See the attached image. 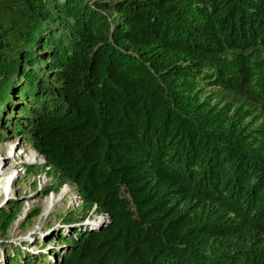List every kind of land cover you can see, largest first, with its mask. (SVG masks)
I'll list each match as a JSON object with an SVG mask.
<instances>
[{
	"label": "trees",
	"instance_id": "16d2710c",
	"mask_svg": "<svg viewBox=\"0 0 264 264\" xmlns=\"http://www.w3.org/2000/svg\"><path fill=\"white\" fill-rule=\"evenodd\" d=\"M1 128L107 218L2 264H264V0H0Z\"/></svg>",
	"mask_w": 264,
	"mask_h": 264
},
{
	"label": "rangeland",
	"instance_id": "374dc122",
	"mask_svg": "<svg viewBox=\"0 0 264 264\" xmlns=\"http://www.w3.org/2000/svg\"><path fill=\"white\" fill-rule=\"evenodd\" d=\"M17 109L12 120L18 123ZM0 131V172L4 177L14 173L0 193V208L17 216L6 235L0 236V248L1 242H5L8 247L22 244L31 249L40 245L43 251L59 250L58 239L64 235L58 236V233L80 224L94 226L104 221L95 207L79 198L73 186H58L60 178L44 167L42 157L31 144L14 136L10 128Z\"/></svg>",
	"mask_w": 264,
	"mask_h": 264
},
{
	"label": "bare ground",
	"instance_id": "6f19581e",
	"mask_svg": "<svg viewBox=\"0 0 264 264\" xmlns=\"http://www.w3.org/2000/svg\"><path fill=\"white\" fill-rule=\"evenodd\" d=\"M0 161H1V156H0ZM0 164H2V163H0ZM3 170H4V168H3ZM13 174H14V173H13ZM13 174H12V175H13ZM12 175L9 176V177H4V176H3V173L0 172V193H3V192H4V189L7 187V185H8V183H9V181H10ZM102 217H103V216H102ZM103 218H104V219H103ZM103 218H102V220H106L105 217H103Z\"/></svg>",
	"mask_w": 264,
	"mask_h": 264
},
{
	"label": "built area",
	"instance_id": "2783aa9c",
	"mask_svg": "<svg viewBox=\"0 0 264 264\" xmlns=\"http://www.w3.org/2000/svg\"><path fill=\"white\" fill-rule=\"evenodd\" d=\"M103 217H105V218H106V216H103ZM106 220H107V218H106Z\"/></svg>",
	"mask_w": 264,
	"mask_h": 264
},
{
	"label": "water",
	"instance_id": "95a60500",
	"mask_svg": "<svg viewBox=\"0 0 264 264\" xmlns=\"http://www.w3.org/2000/svg\"><path fill=\"white\" fill-rule=\"evenodd\" d=\"M102 223H104V222H102Z\"/></svg>",
	"mask_w": 264,
	"mask_h": 264
},
{
	"label": "clouds",
	"instance_id": "9594fccd",
	"mask_svg": "<svg viewBox=\"0 0 264 264\" xmlns=\"http://www.w3.org/2000/svg\"><path fill=\"white\" fill-rule=\"evenodd\" d=\"M103 216V215H102Z\"/></svg>",
	"mask_w": 264,
	"mask_h": 264
}]
</instances>
